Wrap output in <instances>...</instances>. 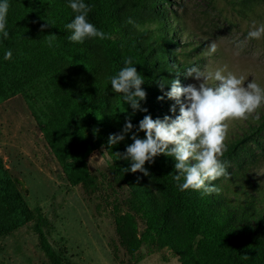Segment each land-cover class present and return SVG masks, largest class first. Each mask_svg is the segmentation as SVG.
Here are the masks:
<instances>
[{
    "label": "rangeland",
    "instance_id": "1",
    "mask_svg": "<svg viewBox=\"0 0 264 264\" xmlns=\"http://www.w3.org/2000/svg\"><path fill=\"white\" fill-rule=\"evenodd\" d=\"M122 5L119 25L145 50L147 44L156 45L154 23H169L168 35L175 43L163 46V55L170 56V65L181 67L176 80L182 87L198 85L185 74L195 66L202 71L225 69V74L243 76L245 86L254 81L264 88V37L246 39L253 22L257 27L264 24V0H133ZM212 41L218 48L209 55ZM241 41L244 46L237 49ZM159 50H153L152 59ZM7 51L0 49V159L34 219L12 222L9 211L0 214V264H52L36 228L60 264H188L156 237L154 242L144 240L149 212L138 181L127 174L121 148L112 145L109 151L97 130L90 128L73 139L72 153L66 154L70 143L65 147L62 127L69 94L60 85L61 74L32 65L17 47L5 60ZM153 71L160 73L158 67ZM170 88L166 78L156 79L148 88L158 119L173 116L169 109L175 101L166 96ZM161 96L164 99L158 100ZM111 99L110 127L112 134H119L132 114L119 96ZM263 121L261 105L248 119L230 122L225 148L240 144L235 154L221 159L229 175L216 180L217 196L238 209L253 208L252 218L247 213L251 225L258 221L257 213L264 216ZM125 140L130 142L128 134ZM153 203L158 205L157 200ZM177 219L178 229L184 216ZM197 242L198 238L194 250Z\"/></svg>",
    "mask_w": 264,
    "mask_h": 264
},
{
    "label": "trees",
    "instance_id": "2",
    "mask_svg": "<svg viewBox=\"0 0 264 264\" xmlns=\"http://www.w3.org/2000/svg\"><path fill=\"white\" fill-rule=\"evenodd\" d=\"M131 1L133 0H123L120 4L119 0H83L91 9L87 15L88 22L110 38H91L85 39L83 43H74L69 41L71 31L66 28L76 15L68 6L70 0H30L29 4L25 0H8L6 31L9 32V37L4 39L0 34V49L9 51L12 47H17L23 58L32 65L61 74L60 85L69 94V101H65L62 127L65 147L66 143H70L66 147V154L72 153L73 139L80 138L90 128L97 130L100 142L110 151L108 138L113 135V127H110V102L116 93L111 90L109 77L125 66L126 59L132 60L131 66H135L144 78L141 87L146 98L140 102V108L147 109V112L137 111L133 115L131 107L124 104L132 114L130 122L133 129L128 133L130 142L123 140V143L114 145L124 153L126 147L133 142V134L144 139L145 134L137 131L144 116L150 115L153 119H158L153 92L148 91L150 84L159 78H166L171 83L176 80L181 69L175 63H172L175 65L173 68L170 56L163 55V46L175 43L168 35L169 23H154L156 25L152 37L156 45L147 44L148 50L137 44V37L124 34L118 19L124 6L122 4H129ZM45 23L51 26L41 31ZM48 35L57 37L52 47L46 43L45 37ZM156 48L160 50L157 57L152 59ZM156 67L160 70L159 74L153 71ZM1 94L0 91V101ZM116 95L122 102V96ZM239 142L227 146L221 159L226 160L235 154ZM125 161V168L129 169L130 161ZM174 163L173 158L160 155L154 158L153 163L145 164L149 176L127 171L136 180L139 177L136 187L144 194L143 202L149 212L147 228L143 233L144 240L154 242L156 237L157 241L176 251L188 264H264V238L260 237L264 232L263 214L257 213L255 216L259 219L251 225L247 216V213L251 214V218L254 216L251 206L238 209L217 196V193L209 194L206 190L180 191L173 180ZM68 167L66 164V171ZM211 184L217 186L216 181ZM155 195L158 199H155ZM154 200L158 201L157 206L153 203ZM4 211L10 212L12 222L34 219L0 159V214ZM179 214L184 216V220L182 225H178V230L175 224L177 225ZM36 231L45 256L52 264H60L41 230L36 228ZM196 238L198 242L194 250Z\"/></svg>",
    "mask_w": 264,
    "mask_h": 264
},
{
    "label": "clouds",
    "instance_id": "3",
    "mask_svg": "<svg viewBox=\"0 0 264 264\" xmlns=\"http://www.w3.org/2000/svg\"><path fill=\"white\" fill-rule=\"evenodd\" d=\"M70 9L76 13L72 22L66 25L71 31L69 41L83 43L85 39L99 38L109 39L110 36L97 28L87 20L91 10L83 0H70ZM8 0H0V34L4 39L9 37L6 31ZM128 23H134L129 19ZM51 26L48 23L44 28ZM264 37V24L259 27L253 22L252 30L247 34V40H258ZM55 35L45 37L46 43L52 47ZM243 41L236 44L240 49ZM208 54L217 51L218 45L212 41L208 46ZM239 52H237V55ZM12 52L5 53L4 59L9 60ZM125 66L119 72L109 77L111 90L122 96V103L127 104L133 110L147 112L140 108V102L146 98L142 90L144 78L137 72L132 60L126 59ZM175 68V65L172 66ZM225 69L215 71H202L198 67H190L185 72L187 77L199 82L181 86L178 80L171 82L170 91L166 93L169 100L175 104L169 109L173 116H165L163 120L153 119L145 115L139 122L138 132H143L144 139L136 134L131 136L133 141L126 147L121 158L130 161L131 167L127 169L131 173L140 172L143 176H149L145 169L146 163H153L154 158L164 155L174 159L173 180L180 191L206 190L207 193H218L220 189L211 182L229 175L225 165L221 162L225 150L229 124L234 120H246L261 105H264V88L256 82H248L245 86V78L232 72L225 74ZM183 98V99H182ZM158 100L164 99L163 96ZM177 106L179 114L175 115ZM131 117H126L124 127L119 134L110 135L108 145H115L125 139L132 131ZM139 181V177L137 178Z\"/></svg>",
    "mask_w": 264,
    "mask_h": 264
}]
</instances>
